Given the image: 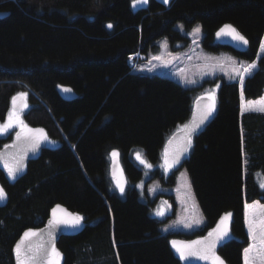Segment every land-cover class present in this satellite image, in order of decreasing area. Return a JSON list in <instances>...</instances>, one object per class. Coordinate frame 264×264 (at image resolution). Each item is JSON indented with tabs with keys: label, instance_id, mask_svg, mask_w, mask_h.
I'll list each match as a JSON object with an SVG mask.
<instances>
[{
	"label": "trees",
	"instance_id": "16d2710c",
	"mask_svg": "<svg viewBox=\"0 0 264 264\" xmlns=\"http://www.w3.org/2000/svg\"><path fill=\"white\" fill-rule=\"evenodd\" d=\"M133 1L0 0V122L13 97L26 93V124L46 131L49 140L20 179L0 169L8 195L0 208V264H15L20 236L43 228L56 206L85 222L80 234L57 243L65 264H186L172 242L207 236L227 213L231 239L218 254L226 264H244L250 246L245 206L264 205L257 182L264 177V112L242 114L238 83H221L218 109L193 136L183 163L207 221L201 230L163 235L150 216L153 206L135 188L125 198L112 191L110 161L115 151L126 166L130 154L142 149L156 164L167 141L189 122L201 98L195 95L215 82L186 89L161 76L135 74L130 58L155 49L161 37L172 45L188 43L174 28L183 22L188 30L201 24L207 50L253 63L264 38V0H150L138 10ZM225 25L248 40L246 52L217 44ZM60 85L78 98L63 100ZM243 94L247 101L264 95V56ZM13 138L0 137V150ZM141 178L130 175L132 183Z\"/></svg>",
	"mask_w": 264,
	"mask_h": 264
},
{
	"label": "rangeland",
	"instance_id": "374dc122",
	"mask_svg": "<svg viewBox=\"0 0 264 264\" xmlns=\"http://www.w3.org/2000/svg\"><path fill=\"white\" fill-rule=\"evenodd\" d=\"M141 4H136L133 9L139 8ZM199 27V32H194ZM174 28L180 34L189 39L188 43H177L172 45L167 37H161L156 41V48L151 47L146 53L135 54L131 57V64L135 74H143L148 76H161L172 80L186 89H198L208 80L215 81L213 84L202 88L195 95L197 97H210L215 101V112L218 109V94L221 83H238L240 93L243 94L244 84L247 78L251 77L258 69V61L264 56L259 49L258 58L255 62L256 68L249 75L245 72L250 64L229 51L211 52L203 45L204 33L200 23H196L190 30L186 29L183 22L175 24ZM166 42V47L164 46ZM264 42V38L262 39ZM261 42V43H262ZM261 47V45H260ZM160 57V59H154ZM243 77V84L241 78ZM245 100V99H244ZM257 108L264 107V97L257 103H251ZM27 108L18 112L21 119L25 121ZM246 109V108H244ZM11 111V110H10ZM9 111V112H10ZM9 112L3 124L7 122ZM19 127H13L7 132L0 133V137H7L16 134ZM137 154L144 159L145 153L142 149H135L132 153L135 161L141 169H146L141 175V180L137 183L127 182L123 193L117 187V183H113L112 191L121 198H125L129 189L135 188L140 194V200L145 204H151L152 210L150 216L159 222V230L163 235L169 234H193L207 224L206 218L197 201L190 176L187 169L182 165L165 166V156H161L160 160L153 164V169L148 167L147 162L139 164ZM116 156H119L117 153ZM111 155V159L116 157ZM152 171V172H151ZM258 182V180H257ZM261 188V187H260ZM264 190L263 188H261ZM256 206H249L246 209V221L254 219L257 223L264 219V213L260 211V202L254 203ZM253 204V205H254ZM161 212L162 215L157 213ZM255 213V216L252 215ZM232 218V215L229 219ZM187 225H191L190 227ZM246 229L249 235V225L246 222ZM250 238V237H249ZM258 242V241H256ZM250 243L254 241L250 238ZM250 255H255L253 252Z\"/></svg>",
	"mask_w": 264,
	"mask_h": 264
},
{
	"label": "water",
	"instance_id": "95a60500",
	"mask_svg": "<svg viewBox=\"0 0 264 264\" xmlns=\"http://www.w3.org/2000/svg\"><path fill=\"white\" fill-rule=\"evenodd\" d=\"M173 1L174 0H169V2L167 4L170 5ZM3 17H4V14H0V18H3ZM217 33H216L215 39H216L217 44H219L220 46L230 47L239 53H244L248 50L249 43L247 45H243L242 43H239L236 40H234L231 36H228V35L218 36ZM66 89L68 91H66ZM57 91H58L60 97L65 101L70 102V101L76 100L78 98V95L74 92V90L68 86H61L60 85V86H58ZM16 98L17 99L15 102V106L13 105V100H12V103H11L12 110H13V107H15V110L17 112L24 111L26 109V107H24V105L27 104V98L25 96H23V97L17 96ZM213 103L215 105V101L212 98L206 97V96L201 97L197 101H195L192 116H191L189 122L186 124L188 127L187 128L184 127L182 130L175 133L167 141V143L163 149L164 155H165V150L167 149L168 160H169L170 164H171V161L177 155H179V163L175 164L174 166H179V165H182L184 163L185 158L188 155L191 146L188 147L187 151H184L182 154H180V151L187 144V140H188V136H189V130L191 129V127L195 123H197L201 120V118L208 111V109L213 105ZM214 115H215V107H214V110L212 111V114L210 116H208V118L206 120H204V122L202 124H200V126L195 130L194 133L191 134V145L193 142V136L196 135L198 132H200L213 119ZM30 128L41 129V128H36V127H30ZM20 131H21V129L18 130L17 132H20ZM16 134H15L13 143L11 145L7 146L6 148L0 150V169L3 170L5 172V174L7 175V177L11 180H18L21 177H23L27 171L28 163L30 161H33L34 159H36L41 154V152L48 147V134L44 130H43V134L47 136V140H42L39 143V146L35 150H32L30 144H28L27 142L18 141L16 138ZM31 135L40 136L41 134L33 133ZM18 161L22 164V171L17 173L15 179H12L8 176V172H7V169L5 168V164L15 165ZM110 163H111V166H110L111 178L113 180L121 183V184H126L127 183V177H126L124 169L122 167L120 157L112 158ZM0 187H2L1 184H0ZM5 193H6V191H5ZM7 201H8V195L6 193V199L3 201H0V208L4 207L7 204ZM54 209H56L55 217L53 216V210H52L50 217L48 219V222L43 228H41V229H30L31 231L35 232L36 235L31 236L28 239H26L24 241L23 247H32L33 249H35V248L42 246L43 248H46L50 254L51 248L54 245L55 248L61 254L59 257L58 264H65L64 256L61 253V251L58 249L57 243L61 237H72V236H76V235L80 234L84 230L85 222L82 219L79 227H71L70 224H68V223H60L59 221H69L70 222L72 220V218L74 216H76L77 214H75L72 211H70L64 207H61V206H59V208H57V206H56ZM69 214H71V215H69ZM50 221H52L51 224H50ZM218 225H220L221 230H223V228L225 227V225H222L221 222ZM217 226L214 228V230L217 229ZM226 226L228 229V236L224 237L221 241H219L217 243L215 249H214L215 254L218 256H220L218 254V249L221 248L224 244H226L231 239V228H232L231 223L229 221H227ZM27 231H29V230H27ZM27 231H25V232H27ZM24 233L20 236V238L18 239L16 244L21 241V239L24 236ZM218 234H219L218 232H214L213 237L210 239H214L215 236ZM205 238H208V235L205 237H200V238L194 239V240H177L176 241L177 246L184 247L186 255H188L189 252L197 253L196 255H188L187 259H181L180 254L176 251V247H174L173 244H172V246L174 248L176 255L186 264H211L210 260H204V259L199 258V255L203 254V252H204L205 244L204 243H202V244H193L192 243L194 241H202L203 242V241H205ZM16 244L13 248V257H14L15 264H17L16 255H15ZM185 246H188V247H185ZM209 255H210V253H209ZM45 264H47L46 261H45ZM225 264H226V262H225Z\"/></svg>",
	"mask_w": 264,
	"mask_h": 264
},
{
	"label": "snow or ice",
	"instance_id": "6c2138e0",
	"mask_svg": "<svg viewBox=\"0 0 264 264\" xmlns=\"http://www.w3.org/2000/svg\"><path fill=\"white\" fill-rule=\"evenodd\" d=\"M169 0H164V3H168ZM147 4L148 0H134L133 6L135 7L136 4ZM109 28L112 27L111 24L108 25ZM194 32H199V27L195 28L193 30ZM218 36L220 35H228L231 36L234 40H236L239 43H242L243 45H247L249 42L248 40L240 34L234 27L231 25H225L218 33ZM166 47V42L165 45ZM260 51L264 53V42L261 43ZM154 59H160V57H154ZM256 68V64H250L248 68L245 69V72L249 75L252 73V70ZM241 84H243V77L241 78ZM66 91H68L66 89ZM18 96L23 97L26 96V93H19ZM16 97H13V105L15 106ZM214 100V98H213ZM24 107H27L25 104ZM214 103L213 105L208 109V111L204 114V116L201 118V120L197 123H195L191 129L189 130V136L187 140L186 146L181 149L180 154H182L184 151H187V148L191 146V134L195 132V130L212 114V111L214 110ZM260 111H264V107H261L259 109ZM13 127H19L21 129L20 132H17L16 138L18 141L27 142L30 144L32 150H35L39 143L42 140H47V136L43 134V129H32L30 128L23 119H21L19 113L15 110V107H13V110L9 112L8 120L7 122L0 124V133L7 132L9 129ZM188 126L185 125V128ZM33 133H39L40 136H34L31 135ZM113 156H116L117 153L114 151L112 153ZM137 159L141 160V163H145L143 159H141L140 155L137 154ZM179 163V155H177L172 161L171 164L174 166L175 164ZM148 167H151V165H147ZM165 166H169V160H168V153L167 149L165 150ZM5 168L7 169L8 176L12 179L16 178V175L18 172L22 171V164L18 161L15 165H9L5 164ZM117 187L120 188L121 193H123L124 188L121 183H117ZM261 187H264V184H261ZM6 199V193L2 187H0V201H3ZM254 204L252 207H255ZM246 209L249 207L248 205L245 206ZM260 211L261 213H264V205H260ZM59 208V206H57ZM56 209H53V216L55 217ZM158 215H162L163 213L158 212ZM71 215V214H69ZM231 213L225 214L224 217L221 218V224L225 225L223 230L220 229V225L217 226V229L213 230V232H210L208 234V238H205V241H194L193 244H205L204 252L203 254L199 255L200 259L204 260H210L211 264H225L223 259L215 254V247L219 241H221L224 237L228 236V229L226 226V222L231 217ZM253 216H255V213H252ZM83 218L79 215H76L72 218V220L69 221H59L60 223H68L71 227H79L80 222ZM249 225V237L254 241L253 244H251L248 248L244 249V264H264V219L259 220L257 223L254 219H250L246 221ZM52 221H50V224ZM191 226V225H187ZM214 232H218L219 234L215 236L214 239H210L213 237ZM36 235L35 232L29 230L24 233L23 238L20 242L16 244L15 247V255H16V261L17 264H45V261L47 264H58L60 252L55 248L53 245L51 248V253L49 254L48 250L46 248L38 247L33 249L32 247H23L24 241L28 239L31 236ZM258 241V242H256ZM173 246L176 247V251L180 254L181 259H187L188 255H196L197 253H191L189 252L188 255L185 254L184 247L177 246V242H172ZM188 247V246H185ZM255 253V255H250L252 253ZM210 253V255H209Z\"/></svg>",
	"mask_w": 264,
	"mask_h": 264
},
{
	"label": "flooded vegetation",
	"instance_id": "af4514ba",
	"mask_svg": "<svg viewBox=\"0 0 264 264\" xmlns=\"http://www.w3.org/2000/svg\"><path fill=\"white\" fill-rule=\"evenodd\" d=\"M149 1L150 0H148V3H149ZM133 3H134V1L132 2V8H133ZM147 3V4H148ZM147 4H142L139 8H137V9H134V10H138V9H140V8H142V7H145ZM120 159H121V164H122V167L124 166L123 165V159H122V157L120 156ZM145 162H147L149 165H151V167H150V169L152 168L153 169V163H151L146 157H144V159H143ZM139 161V164H143V163H141V160L139 159L138 160ZM138 163L135 161V158H134V156H132V154H130V156L128 157V159H127V163H126V166H124L123 167V169H124V172H125V175H126V177H127V182H129L130 181V175H131V173H133V172H137V173H140L141 175L143 174V173H145V171H146V169H141L140 168V166H138L137 165ZM144 165V164H143ZM174 168H176L175 166H174ZM152 172V171H151ZM118 183L117 181H115V180H113V183ZM128 183H126V184H122L123 185V187H125V185H127ZM132 189V188H131Z\"/></svg>",
	"mask_w": 264,
	"mask_h": 264
},
{
	"label": "crops",
	"instance_id": "0c3cea01",
	"mask_svg": "<svg viewBox=\"0 0 264 264\" xmlns=\"http://www.w3.org/2000/svg\"><path fill=\"white\" fill-rule=\"evenodd\" d=\"M264 97V95L257 99V100H250V101H247V100H244V96L242 95V92H241V111H242V114H246V113H249V112H264V111H260L259 108H257L256 106L252 105L251 103H257V101H261L262 98ZM246 108V109H244ZM257 180H258V183L261 187V184H264V177L262 175H258L257 176ZM264 189V187H261ZM255 202L249 204L248 206H253Z\"/></svg>",
	"mask_w": 264,
	"mask_h": 264
},
{
	"label": "bare ground",
	"instance_id": "6f19581e",
	"mask_svg": "<svg viewBox=\"0 0 264 264\" xmlns=\"http://www.w3.org/2000/svg\"><path fill=\"white\" fill-rule=\"evenodd\" d=\"M110 166H111V164H110Z\"/></svg>",
	"mask_w": 264,
	"mask_h": 264
}]
</instances>
